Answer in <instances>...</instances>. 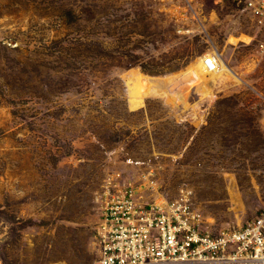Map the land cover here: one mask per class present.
I'll return each mask as SVG.
<instances>
[{"label": "rangeland", "instance_id": "374dc122", "mask_svg": "<svg viewBox=\"0 0 264 264\" xmlns=\"http://www.w3.org/2000/svg\"><path fill=\"white\" fill-rule=\"evenodd\" d=\"M189 2L181 21L168 0H0L4 264H97L113 176L189 190L215 230L264 206V27L235 0ZM211 53L234 77L182 78ZM137 74L164 91L132 108Z\"/></svg>", "mask_w": 264, "mask_h": 264}, {"label": "built area", "instance_id": "2783aa9c", "mask_svg": "<svg viewBox=\"0 0 264 264\" xmlns=\"http://www.w3.org/2000/svg\"><path fill=\"white\" fill-rule=\"evenodd\" d=\"M168 2L185 13L181 21L194 16L189 0ZM235 2L264 27V0ZM216 59L212 53L203 58L208 73L216 71ZM158 191L151 173L136 182L107 180L94 227L97 264H264V206L240 226L215 230L194 207L189 190L173 199Z\"/></svg>", "mask_w": 264, "mask_h": 264}, {"label": "bare ground", "instance_id": "6f19581e", "mask_svg": "<svg viewBox=\"0 0 264 264\" xmlns=\"http://www.w3.org/2000/svg\"><path fill=\"white\" fill-rule=\"evenodd\" d=\"M216 67H217L216 71L208 73L206 71L205 67H204V63H203V59H202V60H199L197 64H195V67L192 68L191 71L187 72L186 74L184 73L185 75L184 76L182 75V78H187L188 81L193 80L194 77L200 79L199 75H198L199 73L200 74L207 73V74H211V75H221L222 73L223 74L225 73V74H228L231 77H234L233 73L223 64V62L220 59H216L215 68ZM135 77H136L135 78L136 83L134 84V87L131 89L132 97L131 98L129 97L130 98V106L132 108H136V107H138L141 104V102H142L141 101V97L142 96L144 97V95H148V93L150 94V93H154V92H157V91L158 92L160 91V93H161L162 90H163V88L160 86L162 80L158 79L159 81H156V80L149 79V78H146V77L138 76V74ZM172 84L174 85V83H172ZM195 88L196 87H194V89ZM165 89H167V88H165Z\"/></svg>", "mask_w": 264, "mask_h": 264}]
</instances>
